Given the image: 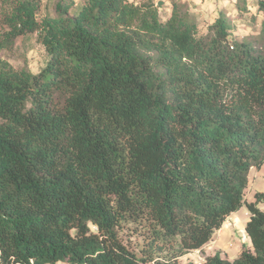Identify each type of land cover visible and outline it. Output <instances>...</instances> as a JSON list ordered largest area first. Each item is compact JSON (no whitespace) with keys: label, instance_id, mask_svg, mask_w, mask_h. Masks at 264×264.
I'll list each match as a JSON object with an SVG mask.
<instances>
[{"label":"trees","instance_id":"16d2710c","mask_svg":"<svg viewBox=\"0 0 264 264\" xmlns=\"http://www.w3.org/2000/svg\"><path fill=\"white\" fill-rule=\"evenodd\" d=\"M169 1L0 0L41 57L0 59V264H180L242 207L250 246L184 264H264V0L243 39Z\"/></svg>","mask_w":264,"mask_h":264},{"label":"rangeland","instance_id":"374dc122","mask_svg":"<svg viewBox=\"0 0 264 264\" xmlns=\"http://www.w3.org/2000/svg\"><path fill=\"white\" fill-rule=\"evenodd\" d=\"M53 0H42V12L43 8L47 5L50 8V5ZM134 3L142 2L143 0H129ZM164 1V8L161 9L162 15H167L170 12V1ZM181 3L187 5L188 11L192 13V16L195 18V21L199 29L205 30V26L213 22V18L210 14L214 8L222 9L223 15L228 20V25L230 27V35L233 38L243 39L249 38L251 35L257 33L261 18H251L252 13L248 11L245 12L242 9V4L239 0H236L235 5L238 2L239 8H232V4H227L224 1L228 0H178ZM255 0H245L246 7L252 8L254 6ZM167 4V6H166ZM163 5V3H161ZM209 8V10H208ZM211 9V10H210ZM252 10V9H251ZM250 12H255L252 10ZM214 13V12H213ZM219 13V12H218ZM217 13V15H218ZM40 50L38 44L35 42V36L31 35L29 37L18 38L16 44L12 50H1L0 59L7 61L9 64L15 68H20L24 65L25 60L28 62V66L35 70L37 62L40 59ZM124 236V239L127 240L132 246L138 245V236L136 234ZM242 248L241 246H216V243L213 242L208 246L203 247L200 251L191 252L179 261L180 264L187 262L201 263L208 256H213L219 254L224 259L234 258L237 254L240 253Z\"/></svg>","mask_w":264,"mask_h":264},{"label":"crops","instance_id":"0c3cea01","mask_svg":"<svg viewBox=\"0 0 264 264\" xmlns=\"http://www.w3.org/2000/svg\"><path fill=\"white\" fill-rule=\"evenodd\" d=\"M224 2H226L227 4H232L233 5L231 6L232 8L236 7L235 5L236 0H228ZM249 9L254 10L255 8L252 7ZM221 11L222 9L216 10V8H214V10H212L210 15L212 17L213 16L216 17L217 13ZM262 192H264V165L260 169H252L250 171L248 186L245 190L244 199L248 203L252 202L254 200V195L256 193H262ZM258 207L260 208V210L264 211V205H259ZM248 219H249V213L245 207H242L239 211L231 214L227 218V220L224 222L222 227L213 236L212 241H210L205 246H208L213 242L216 243V246H241V245L250 246V241L245 233V223L248 221ZM238 255L239 254H237L234 258H236ZM234 258H230L228 260L231 261ZM57 264H61V263H57Z\"/></svg>","mask_w":264,"mask_h":264},{"label":"water","instance_id":"95a60500","mask_svg":"<svg viewBox=\"0 0 264 264\" xmlns=\"http://www.w3.org/2000/svg\"><path fill=\"white\" fill-rule=\"evenodd\" d=\"M162 2L160 1V2H158V5H160Z\"/></svg>","mask_w":264,"mask_h":264}]
</instances>
